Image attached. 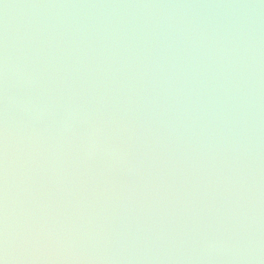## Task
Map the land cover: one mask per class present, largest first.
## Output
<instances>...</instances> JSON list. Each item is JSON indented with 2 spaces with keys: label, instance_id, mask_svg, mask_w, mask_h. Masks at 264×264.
Returning <instances> with one entry per match:
<instances>
[{
  "label": "water",
  "instance_id": "obj_1",
  "mask_svg": "<svg viewBox=\"0 0 264 264\" xmlns=\"http://www.w3.org/2000/svg\"><path fill=\"white\" fill-rule=\"evenodd\" d=\"M3 264H264V0H0Z\"/></svg>",
  "mask_w": 264,
  "mask_h": 264
},
{
  "label": "snow or ice",
  "instance_id": "obj_2",
  "mask_svg": "<svg viewBox=\"0 0 264 264\" xmlns=\"http://www.w3.org/2000/svg\"><path fill=\"white\" fill-rule=\"evenodd\" d=\"M0 264H3V262H2V261H0Z\"/></svg>",
  "mask_w": 264,
  "mask_h": 264
}]
</instances>
